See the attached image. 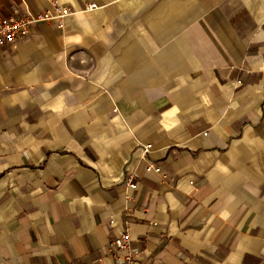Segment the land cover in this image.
Wrapping results in <instances>:
<instances>
[{
  "label": "crops",
  "instance_id": "crops-1",
  "mask_svg": "<svg viewBox=\"0 0 264 264\" xmlns=\"http://www.w3.org/2000/svg\"><path fill=\"white\" fill-rule=\"evenodd\" d=\"M56 1L0 47V264H264V0Z\"/></svg>",
  "mask_w": 264,
  "mask_h": 264
},
{
  "label": "built area",
  "instance_id": "built-area-1",
  "mask_svg": "<svg viewBox=\"0 0 264 264\" xmlns=\"http://www.w3.org/2000/svg\"><path fill=\"white\" fill-rule=\"evenodd\" d=\"M86 10H96L98 6L95 3H90L85 6ZM79 8L73 4L67 5V7L61 6L56 0L52 1L51 10L30 12L29 10H23L19 14L14 15H2L0 14V47L4 44L10 43L13 40L25 36L28 34L29 27L35 22H43L48 25L62 26L64 17L71 12H78ZM252 50V49H251ZM240 86L237 90L242 89ZM211 131L205 130L203 135L207 137ZM159 148L157 144H151L145 146L144 153L147 156L152 150ZM148 160V159H147ZM148 170L155 169L160 172V168L156 167L148 160ZM129 186L136 187L135 182L131 178L128 179ZM192 186H198L196 183L190 182ZM111 250V257L114 264H138V257L141 253L139 247L133 246L130 236L127 232L121 234L120 237L113 239L109 243Z\"/></svg>",
  "mask_w": 264,
  "mask_h": 264
}]
</instances>
